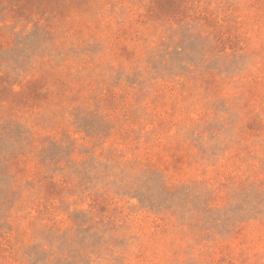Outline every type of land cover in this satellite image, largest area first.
Returning a JSON list of instances; mask_svg holds the SVG:
<instances>
[{
  "label": "rangeland",
  "instance_id": "rangeland-1",
  "mask_svg": "<svg viewBox=\"0 0 264 264\" xmlns=\"http://www.w3.org/2000/svg\"><path fill=\"white\" fill-rule=\"evenodd\" d=\"M0 264H264V0H0Z\"/></svg>",
  "mask_w": 264,
  "mask_h": 264
}]
</instances>
